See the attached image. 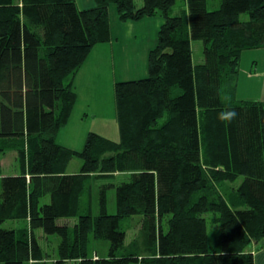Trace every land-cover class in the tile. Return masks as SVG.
Masks as SVG:
<instances>
[{
  "label": "trees",
  "instance_id": "obj_1",
  "mask_svg": "<svg viewBox=\"0 0 264 264\" xmlns=\"http://www.w3.org/2000/svg\"><path fill=\"white\" fill-rule=\"evenodd\" d=\"M177 1L0 0V153L16 149L20 165L4 175L0 158V263L255 264L264 102L236 89L244 51L264 47V0H186L173 15ZM113 4L122 21L161 15L159 41L147 77L115 84L120 138L91 131L73 150L58 134L77 101V73L113 39ZM193 39L204 42L203 62H194ZM75 157L82 166L69 173ZM118 172L128 179L101 185L96 211L93 179ZM134 216L140 226L127 243ZM8 219L29 227H3ZM210 224L219 227L213 243ZM38 229L60 237L52 253ZM92 238L109 240L107 256L92 254Z\"/></svg>",
  "mask_w": 264,
  "mask_h": 264
},
{
  "label": "crops",
  "instance_id": "obj_2",
  "mask_svg": "<svg viewBox=\"0 0 264 264\" xmlns=\"http://www.w3.org/2000/svg\"><path fill=\"white\" fill-rule=\"evenodd\" d=\"M77 2L80 8H90L96 3L95 0ZM163 22L164 18L161 15L122 21L117 6L115 4L111 6L113 39L97 44L75 77L77 101L67 125L58 134L57 139L61 145L80 151L84 148L91 131L117 140L120 138L115 84L118 81L149 75L150 52L158 44L159 30ZM236 95L239 99L264 102V47L244 51ZM10 150L15 153L18 162L15 174H18L20 171L18 151ZM1 160L4 165L3 159ZM73 163L74 158L69 164V173L78 172L81 168L75 169ZM3 173L6 175L4 170ZM120 174L125 173H116ZM64 219V223L69 220ZM249 249L255 254V264H264V239L259 245L252 244ZM97 253L100 254L99 251L95 252ZM72 262L69 261L67 264Z\"/></svg>",
  "mask_w": 264,
  "mask_h": 264
},
{
  "label": "rangeland",
  "instance_id": "obj_3",
  "mask_svg": "<svg viewBox=\"0 0 264 264\" xmlns=\"http://www.w3.org/2000/svg\"><path fill=\"white\" fill-rule=\"evenodd\" d=\"M139 2H141L142 0H138ZM188 5L186 0H178L177 3L174 5V7L172 8L171 12L173 15L175 14H180L182 13V11L184 9H187ZM210 7H212L210 5ZM249 16L247 13H243L242 14V19H247ZM192 46H193V58H194V62L195 63H199V62H203L205 60L204 57V42L202 39H193L192 40ZM176 90V89H175ZM165 118H161L160 120L164 121ZM0 158L3 159V170L5 172L6 175L8 174H15L17 171V167H18V162L17 159L15 158V153L12 150H7L6 152L0 153ZM82 159L80 157H75L74 158V167L75 169H79L82 166ZM128 175L125 174H120V175H113V176H107V177H99L97 179H93L92 181V185L94 188V196L96 197V201L94 204L95 210L98 211L99 210V200L98 199V188L105 184V183H121L122 181L128 179L127 178ZM241 181V179L238 181V183ZM87 195L86 194V199H87ZM44 201L48 202L50 201V196H47L46 198H44ZM108 208H109V212L110 213H116L117 212V192H116V187H111L109 189L108 192ZM210 215V214H208ZM139 216H134L133 219V223L135 220V224L131 225V228L128 231V235L126 238V242L129 243L131 241V239H133V237L136 235L138 229H139V224L136 223V221L138 220ZM131 219H126L125 223L128 225L130 224V220ZM75 219H69L67 222H69L70 224H74ZM61 223H64L65 219L62 218L59 220ZM28 221L25 219H8L5 222H3L2 226L3 227H23V228H27L29 227L28 225ZM218 226H213L210 224V235H211V242L213 243L217 237V230H218ZM37 236H38V240L40 242V244L42 245V247L44 248V250L46 252H53L56 249V245L59 242L58 239H60V237H58L57 235H47L45 234L42 229H38L36 231ZM109 248H110V242L107 239H95L92 238V242H91V252L92 254H95V252L99 251V253L103 256H107L109 254ZM55 255L50 254V257H54ZM0 264H4V263H0ZM25 264H31L30 262H26ZM69 264H74V262L69 263Z\"/></svg>",
  "mask_w": 264,
  "mask_h": 264
}]
</instances>
